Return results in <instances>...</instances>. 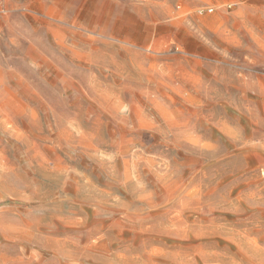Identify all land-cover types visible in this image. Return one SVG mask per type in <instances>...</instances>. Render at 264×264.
<instances>
[{
  "label": "rangeland",
  "instance_id": "obj_1",
  "mask_svg": "<svg viewBox=\"0 0 264 264\" xmlns=\"http://www.w3.org/2000/svg\"><path fill=\"white\" fill-rule=\"evenodd\" d=\"M0 264H264V0H0Z\"/></svg>",
  "mask_w": 264,
  "mask_h": 264
}]
</instances>
